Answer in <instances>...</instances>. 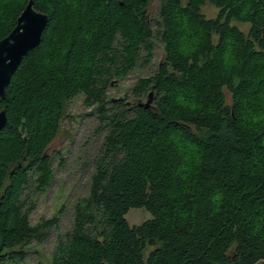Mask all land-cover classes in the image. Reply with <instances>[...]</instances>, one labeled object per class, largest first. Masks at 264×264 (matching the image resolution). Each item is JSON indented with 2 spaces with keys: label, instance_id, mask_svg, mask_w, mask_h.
<instances>
[{
  "label": "trees",
  "instance_id": "obj_1",
  "mask_svg": "<svg viewBox=\"0 0 264 264\" xmlns=\"http://www.w3.org/2000/svg\"><path fill=\"white\" fill-rule=\"evenodd\" d=\"M28 2L0 0V41ZM150 5L34 0L48 26L0 99V264L22 261L59 222L33 225L23 196L54 180L47 152L81 95L106 135L50 264H264V0H163L156 33ZM155 37V72L109 99L112 80L150 61ZM131 209L151 218L130 225Z\"/></svg>",
  "mask_w": 264,
  "mask_h": 264
},
{
  "label": "rangeland",
  "instance_id": "obj_2",
  "mask_svg": "<svg viewBox=\"0 0 264 264\" xmlns=\"http://www.w3.org/2000/svg\"><path fill=\"white\" fill-rule=\"evenodd\" d=\"M162 1L151 0V25L155 33L157 31L158 7ZM203 11L209 17L216 14V10L208 4ZM236 25L246 30L245 26ZM153 47V56L149 62L144 59V56V61H141L133 72L123 79L111 81L107 89L109 99L132 95V89L138 80L147 78L155 72L157 65L164 59V49L163 44L156 37ZM225 92L227 101L230 102L229 94L227 91ZM147 101V96L142 99V103ZM98 129L97 115L84 102V96H78L68 103L59 135L48 149L54 180L42 193H38L35 190V184L31 183L23 196L29 205L34 206L30 214V221L33 225L54 217H58L59 222L49 231L45 242H34L23 251L24 258L22 261L6 262L5 264H50L59 240H65L66 235L70 233L73 227L76 203L89 193L90 177L93 172L90 161L102 138L106 135V132H101ZM150 218V214L145 209H131L126 215L130 225L141 224ZM152 249L147 248L145 258Z\"/></svg>",
  "mask_w": 264,
  "mask_h": 264
},
{
  "label": "water",
  "instance_id": "obj_3",
  "mask_svg": "<svg viewBox=\"0 0 264 264\" xmlns=\"http://www.w3.org/2000/svg\"><path fill=\"white\" fill-rule=\"evenodd\" d=\"M48 23V15L35 10L34 0H29L18 18L16 27L0 41V99H6L7 89L23 59L40 46ZM152 95L150 94L146 107L151 105ZM7 123V113L1 110L0 131L6 127Z\"/></svg>",
  "mask_w": 264,
  "mask_h": 264
}]
</instances>
